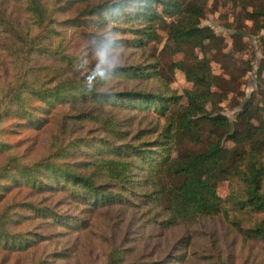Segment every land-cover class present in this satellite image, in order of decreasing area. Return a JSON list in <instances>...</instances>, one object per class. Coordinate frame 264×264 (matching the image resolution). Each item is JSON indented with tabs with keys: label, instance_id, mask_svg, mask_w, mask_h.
I'll return each mask as SVG.
<instances>
[{
	"label": "trees",
	"instance_id": "trees-1",
	"mask_svg": "<svg viewBox=\"0 0 264 264\" xmlns=\"http://www.w3.org/2000/svg\"><path fill=\"white\" fill-rule=\"evenodd\" d=\"M6 1L19 10L0 8V249L44 242L50 234L43 227L63 229L54 235L86 232L104 212L112 231L132 209L158 231L217 220L231 249L237 240L262 243L258 262L235 263L228 253L202 254L203 264H264V108L245 101L238 124L218 112L212 87L220 78L194 52L216 39L200 25L205 0ZM157 23L166 46L182 54L165 70L144 53ZM105 46L111 57L135 50L137 62L115 58L105 76H96ZM174 69L190 84L184 104L167 90ZM141 80H155V89L116 88ZM139 105L162 122L143 116L132 124ZM44 131L46 149L32 156ZM224 179L237 185L222 199L215 188ZM63 205L72 212H61ZM107 241L97 264H183L191 237L153 261L132 256L124 238ZM69 252L55 249L48 259Z\"/></svg>",
	"mask_w": 264,
	"mask_h": 264
},
{
	"label": "rangeland",
	"instance_id": "rangeland-1",
	"mask_svg": "<svg viewBox=\"0 0 264 264\" xmlns=\"http://www.w3.org/2000/svg\"><path fill=\"white\" fill-rule=\"evenodd\" d=\"M2 6H6L7 10H14L15 13L19 10L12 8L6 0H0V8ZM156 8L159 9L158 6ZM256 9L264 10V0H205L203 14L200 17V25L209 26L216 39L205 42L203 48L194 52L199 57H205L211 72L220 78L218 85L212 87L217 93L213 99L219 108L218 112L235 124H238L239 119L244 116L241 107L245 101L264 108V16L253 18L250 13ZM17 16L20 18L21 14ZM169 20L170 18H165L166 22ZM153 27L156 37L145 41L144 53L156 58L159 68L165 70L170 62L182 60V54L172 53L166 46V34L160 24H153ZM112 57L118 58L120 63H135L138 53L135 50H128L114 54ZM134 84L147 90L156 87L155 80H141L131 83L120 82L116 88H130ZM188 89L190 84L185 81L182 72L174 69L167 90L174 95H180L179 104H184L182 94ZM207 109H210L209 105ZM131 112L134 113L132 124L141 121L143 116L158 123L162 122L152 108L144 110L139 105ZM262 118H264V110ZM251 122L255 125L259 124L253 119ZM201 135L205 138L206 131H202ZM47 141L46 131L40 132L31 148L32 156L40 155ZM190 148L198 150L199 146L190 145ZM204 180L209 182L208 177H204ZM236 185L235 180H220L216 183L215 191L220 198L225 199L228 192ZM225 208L228 210L227 205ZM60 211L72 212V209L68 205H63ZM106 216L109 217L107 212L99 215L95 218V226L80 234L65 230L66 233L62 235H54V232H62L63 229L43 227L40 230L50 234L44 242L34 244L24 251L10 252L0 249V264H29L38 262L39 259L48 262L47 264H97L104 259L106 245L110 242L107 239L118 241L120 238H124L125 246L130 248L129 253L132 256H141L146 261L160 260L172 251L186 233L191 237V244L186 249V261L183 264H203L206 260L198 257L202 254L220 255L223 258L225 254L232 253V261L235 263L258 262L260 258L261 242L237 240L231 249L230 238L224 239L217 220H206L186 228L174 225L158 231L143 223L135 210L130 209L125 212L121 223L111 231L107 228L109 219ZM60 248H69L67 258L54 261L48 259L52 251Z\"/></svg>",
	"mask_w": 264,
	"mask_h": 264
},
{
	"label": "clouds",
	"instance_id": "clouds-1",
	"mask_svg": "<svg viewBox=\"0 0 264 264\" xmlns=\"http://www.w3.org/2000/svg\"><path fill=\"white\" fill-rule=\"evenodd\" d=\"M99 64L96 67V76H105L106 72L104 71L105 68H110L114 65V58L110 56L109 50L107 46L103 47L97 53ZM95 76L90 77V79H94Z\"/></svg>",
	"mask_w": 264,
	"mask_h": 264
}]
</instances>
